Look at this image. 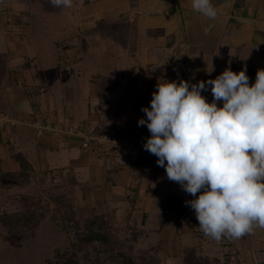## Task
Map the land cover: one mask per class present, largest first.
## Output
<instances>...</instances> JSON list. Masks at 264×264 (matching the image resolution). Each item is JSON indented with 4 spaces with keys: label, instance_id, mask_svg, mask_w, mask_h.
Here are the masks:
<instances>
[{
    "label": "crops",
    "instance_id": "1",
    "mask_svg": "<svg viewBox=\"0 0 264 264\" xmlns=\"http://www.w3.org/2000/svg\"><path fill=\"white\" fill-rule=\"evenodd\" d=\"M5 1L21 28L8 30L0 16V111L11 119L10 130H0L1 171L19 172L20 157L35 174L31 185L65 182L79 216L111 212L112 237L137 264H154L146 256L158 264H264V229L219 243L205 236L185 204L195 197L164 167L131 173L139 152L110 147L101 154L73 137L37 136L31 125L40 109L99 129H140L158 78L191 86L246 67L251 86L264 69V0H211L215 20L194 11L191 0H73L70 9L49 0ZM21 189L3 179L0 208L16 206L3 194Z\"/></svg>",
    "mask_w": 264,
    "mask_h": 264
},
{
    "label": "clouds",
    "instance_id": "2",
    "mask_svg": "<svg viewBox=\"0 0 264 264\" xmlns=\"http://www.w3.org/2000/svg\"><path fill=\"white\" fill-rule=\"evenodd\" d=\"M49 3L73 7V0ZM191 7L209 20L217 18L211 0H191ZM213 27L206 26L205 35ZM246 71L229 67L191 86L158 78L150 108H142L147 119L138 121L151 134L144 150L157 157L170 181L195 197L185 204L202 233L218 243L264 229V69L251 86ZM208 86L211 103L201 95Z\"/></svg>",
    "mask_w": 264,
    "mask_h": 264
},
{
    "label": "trees",
    "instance_id": "3",
    "mask_svg": "<svg viewBox=\"0 0 264 264\" xmlns=\"http://www.w3.org/2000/svg\"><path fill=\"white\" fill-rule=\"evenodd\" d=\"M28 61L14 70L16 77L21 75V72L28 67ZM251 74L253 73L250 71ZM21 169L17 173H4L0 168V182L3 179H10L19 185H23L32 177L31 166L19 157ZM146 168V157L143 151L138 153L136 160L131 165V173L137 176H143ZM54 207L51 211L52 218H59L63 226L67 227L69 222L75 226L74 238H68V247L54 248V259H49L46 264H74L75 253L79 248L80 243H90L97 252L95 260L86 264H137L135 259L122 251H117L111 244V239L108 232V227L114 224V215L111 212H106L99 215L86 216L79 219L75 215L71 198L66 194H61L59 198L53 197ZM130 199V204H132ZM20 203L22 209L17 212H5L0 210V225L7 228L10 233L21 232L33 228L37 223L42 221L49 215L50 209L42 196H32L21 194ZM79 226H83L80 228ZM80 229V230H79ZM102 253L103 256L99 255Z\"/></svg>",
    "mask_w": 264,
    "mask_h": 264
},
{
    "label": "rangeland",
    "instance_id": "4",
    "mask_svg": "<svg viewBox=\"0 0 264 264\" xmlns=\"http://www.w3.org/2000/svg\"><path fill=\"white\" fill-rule=\"evenodd\" d=\"M1 1L6 2L5 0ZM59 174L60 173H55L54 176H58ZM34 175L35 174L33 173L32 177H34ZM56 179L58 180L56 183L46 180V183H41L40 187L31 185V179L29 181H25L26 183L22 185L21 190L23 191L21 194H28L35 197L42 196L46 204L49 206L50 213L42 221L37 223L29 230L10 233L6 227L2 225L0 226V242L5 243V245L0 249V261L2 264H5L7 261H18L19 264H46L47 260L54 259V248L58 246L68 247V238H74L75 231H77L74 227L75 225L72 222H69L65 228V226L61 224L62 222L58 220L59 218H52L51 215V211L55 205L53 201L54 196L59 198L61 194H66L69 196V198H71L73 207L75 208L71 193L67 187L68 185L65 182L59 181V178ZM28 185H30L29 188L27 187ZM15 189L17 188L15 187ZM21 194L9 190L7 193H4V198L7 200H12V203L15 202L17 205L8 207L9 211L2 210L1 208L0 210L8 213L20 211L22 209V205L20 203ZM1 197L2 196L0 193V203L2 201ZM74 210L77 218H86L84 216H79L76 209ZM79 227L82 228L83 226ZM113 227V225H110L107 228L111 239V244L115 250L125 252L123 246L120 245V242L116 238L112 237L110 229ZM50 247H52V251L51 249L49 250ZM78 247L79 248L75 253L76 255L73 257L74 262L77 263L74 264H86L95 260L97 255L95 249L99 246L94 247L93 244L91 245L90 243L84 242L80 243ZM99 255L103 256L102 253H99ZM147 257H149V260L153 261L154 264H158V262L156 263L153 256H146V258Z\"/></svg>",
    "mask_w": 264,
    "mask_h": 264
},
{
    "label": "built area",
    "instance_id": "5",
    "mask_svg": "<svg viewBox=\"0 0 264 264\" xmlns=\"http://www.w3.org/2000/svg\"><path fill=\"white\" fill-rule=\"evenodd\" d=\"M0 16L5 17V24L8 30L13 32L20 30L21 23L17 21L15 14L9 10L8 4L1 0ZM201 95L208 100L207 90L202 91ZM10 124L11 119L9 116L0 111V130L6 134L10 130ZM31 125L37 136L73 137L79 141L81 146L86 148L94 147L101 154H105L110 147H128L137 152H144L147 167L157 163V157L143 148L144 143L151 135L146 125L140 129L115 127L99 129L93 122L80 121L73 123L64 117L45 113L40 109L33 111Z\"/></svg>",
    "mask_w": 264,
    "mask_h": 264
}]
</instances>
